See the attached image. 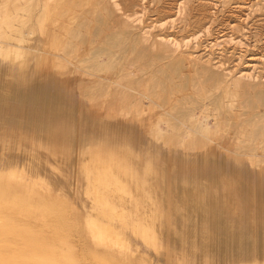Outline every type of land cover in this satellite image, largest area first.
Masks as SVG:
<instances>
[{
    "label": "rangeland",
    "instance_id": "obj_1",
    "mask_svg": "<svg viewBox=\"0 0 264 264\" xmlns=\"http://www.w3.org/2000/svg\"><path fill=\"white\" fill-rule=\"evenodd\" d=\"M39 1V6L30 8L32 0H7L10 20L5 21L7 24L0 21L1 174L10 178L8 182L17 180L11 174L19 172L23 155L28 154L33 160L30 163L37 164L32 168L36 173L56 178L50 192L64 213L60 221L67 235L82 243L88 227L82 228L78 217L88 193L81 181L71 180V173L73 157L90 140L101 149L121 143L132 161L163 165L168 176L180 172L191 178L236 171L243 219L235 224L238 230L233 226L237 237L231 241L229 264H263L264 148L252 128L264 118V103H251L253 87L260 83L249 75L262 76L264 81V27L258 33L253 27L264 21V0L159 2L165 7L193 8L192 14L206 2L215 4L217 18L211 29L197 34L198 44L190 43L188 50L193 54L201 53L199 46L212 37H227L237 18H246L244 29L227 44L228 65L236 73L234 77L240 78L239 85H232L230 75L220 83L206 85L201 69L191 72L190 66L184 75L174 74L169 58H160L146 47L151 36L136 42L132 31L124 46L112 45L109 37L122 28L124 15L118 11L107 16L104 1ZM4 5L0 0V14ZM188 10L186 22L173 17L172 36L183 38L191 33L193 17ZM180 105L188 109V122L175 113L174 108ZM54 135L56 151L50 144ZM193 137L200 140L201 147L187 149L181 145ZM22 165L27 171L28 164ZM217 184L210 210L224 213L227 196ZM139 193L125 199L123 224L110 226L111 235L100 237L96 246L101 252L99 264H173V255L165 258L159 251V232L154 220L142 210ZM9 201V196L0 194V223L34 222L42 216L44 202L28 204L23 197L16 204L18 215L3 216ZM212 217L214 220L216 215ZM228 219L229 223L236 221V216L229 213ZM205 230L202 234L207 233ZM186 231L188 238L195 233L189 228ZM221 233L219 241L224 238V231ZM17 240L16 234L0 233V264H12ZM165 247L168 251L170 246ZM195 253L193 247L187 264H218L196 261Z\"/></svg>",
    "mask_w": 264,
    "mask_h": 264
},
{
    "label": "bare ground",
    "instance_id": "obj_2",
    "mask_svg": "<svg viewBox=\"0 0 264 264\" xmlns=\"http://www.w3.org/2000/svg\"><path fill=\"white\" fill-rule=\"evenodd\" d=\"M3 1L5 5L0 14V21L6 23L10 20V12L9 6L6 4L7 0ZM100 1H104L102 8L107 16H112L118 11H121L122 15H124L121 21L122 28L113 31L109 37V42L112 45L124 46L128 34L132 31H134L133 37L136 42L147 41L151 36V40L146 47L160 58H169L170 69L174 74L182 76L185 74L186 67L190 66L189 71L191 72L196 71L198 68L201 69L200 72L206 85L212 82L220 83L228 75L231 76L232 85H239L241 83L240 78L234 77L236 73L232 71L231 65H228L229 54L227 53L230 52L227 44L234 40V34L236 32L244 29L246 24L245 17L237 18L238 21H235L231 25L227 37L220 39L219 36H214L210 40L208 39L209 43L204 46H199L201 53L193 54L188 50L190 43L191 45L194 43L198 44L197 34L203 32V30L208 31L211 23L217 18L215 4L206 2L192 14L193 8L189 7L188 10L184 5H173V7L172 4L165 7L159 3L160 0ZM39 4H41L39 0H32L31 5L29 4L28 6L32 8L39 6ZM151 8L153 11L150 10ZM187 10L191 12L189 16L193 17L191 33L183 38L172 36L173 34L169 33V30L174 26L173 17L177 15L181 18V21L186 22L188 15L185 12ZM253 27L255 32L258 33L257 31L264 27V21L261 20L254 23ZM167 45L173 48L171 49ZM184 54L185 57L183 56ZM249 76L257 77L259 80L257 83H260L255 84L257 86L253 87L250 99L252 101L251 103L253 105H262L264 103V81L261 80L262 76L252 74ZM174 110L180 120L184 122L190 120L186 106H176ZM253 133L260 136L262 148H264V118H260L253 126ZM52 138H50V144H54L53 147H55L56 151L58 147L54 143L56 136L54 135ZM165 140L169 139L165 138ZM181 145L187 149H197L202 146V143L193 137L181 141ZM130 156L121 143H115L114 146L101 149L90 140L73 157L71 180L78 179L79 182L81 181L88 193L84 201L81 216L78 217L81 227H88L87 239L82 243L75 241L76 237L73 235L72 237L74 239L72 240L71 235H67L60 221V217L64 213L60 209L59 200H55V195L53 194V197L50 192L54 184L53 179L56 178L36 173V170L32 168L37 167V164L33 165V163H30L32 159L30 158V160L28 158V154L26 156L23 155L24 161L22 160L24 164H28L26 166L29 167L28 170H22L24 167L21 162L19 172L15 170L17 174L13 171L10 172H13L11 177H18L17 180L8 182L10 178L7 176V178L4 177L0 172V194H4L10 198L9 204L7 203L8 206L2 211L3 216L18 215L16 210H19V207L16 204L20 197H23L28 204H36L40 201L44 202L41 209L43 210L42 216L34 222L23 221L20 223L12 221L11 223H0V233L7 235L16 234L18 236L15 246L17 255L12 259L11 263L99 264L98 257L101 252L96 250V246L99 243L100 237L104 234L107 236L111 235L110 226H121L123 224L120 220L125 213V198L134 193L135 190H139L143 194L146 206L150 207L146 210L145 214L149 215L159 228V251L161 255L165 258L173 255V264H187L189 253L193 247H190L189 252L185 246L174 247L175 241L179 244L181 240L185 241L186 237L171 222L169 224V232L172 244H170L168 251H165L164 233L167 225V214L168 212L172 213L171 210H163L161 202L159 201L163 190V181L168 179L165 169L157 165L148 166L135 159L132 161ZM16 162H18V159H16ZM13 167L11 169H16V167ZM5 171L7 170L5 169ZM6 174L9 175V173ZM215 181H218L217 183L227 193V188L230 187L228 179L221 177L218 180L215 179ZM206 183H210V179H207ZM178 192V210L180 211L178 215L181 224H184L190 219L192 220L193 214L198 213V210H202L203 205L198 192L195 193L193 190L186 189L183 186ZM240 204L241 202L237 198H227L228 210H240ZM172 206L173 203L170 202L169 207ZM173 215L174 213L170 216L172 217ZM234 236H237V232ZM205 238L206 236L202 237V239Z\"/></svg>",
    "mask_w": 264,
    "mask_h": 264
},
{
    "label": "crops",
    "instance_id": "obj_3",
    "mask_svg": "<svg viewBox=\"0 0 264 264\" xmlns=\"http://www.w3.org/2000/svg\"><path fill=\"white\" fill-rule=\"evenodd\" d=\"M166 176L168 177V179L163 181V190L159 201L161 202L163 210H171V212L174 213V215L171 217L170 215L172 213L168 212L167 214V225L164 233V245L170 246V244H172L171 236L169 232V226H170L169 224L171 222L175 227L178 228L179 232L184 233L186 237L185 241L181 240L179 244H177V246L178 247L185 246L186 248L195 247L196 253L194 258L196 261H199L201 263L208 262V263H218V264L221 263L229 264L231 262L229 258L230 250H231L230 246H233L231 245L232 243L231 241H234V239L237 237L234 236L236 232H233L234 230L233 226L238 230L237 225L239 224V221L243 219V217L241 218L240 216L241 210H228L227 207L225 212L221 213L219 212V210H212V209L210 210V203H211L212 195L214 194L213 192L214 190H216V184L218 182L215 181V179L218 180V178L221 177L223 178L226 177V179H228V181L230 182V187L227 188V193L224 191L223 187L220 186L222 191L225 192L227 198H231V199L237 198L240 200V191H239L240 176L238 175V173L236 171H231L230 174L221 173V175L216 174L210 176L204 174L197 177L188 178V177H184L180 172H173L171 176H168L167 174ZM207 179H210V183H206ZM182 186L185 187L186 189L193 190L195 193L198 192L201 199V203L203 205L202 210H198V213H194L192 216V220L190 219L187 223L184 224H181L178 215V213L180 212L178 210V204H179L178 191L180 188H182ZM135 193H139L138 190H135L134 193H132L131 195ZM139 194L142 198L141 200L142 210H148L150 207L146 206V202L143 198L142 192H140ZM170 202L173 203L172 207H169ZM124 208L125 210H127L126 204ZM228 212L236 216V221H233L234 223L232 221L229 223ZM213 215H216V218L214 220H212ZM222 215L224 216L223 224H221ZM200 221L202 222L205 221L204 225H202ZM155 227H157L156 223H155ZM187 228L193 231L195 230V233L193 232L194 235L192 237L189 236L188 238V234L186 231ZM204 228L206 229L205 231H207V233L202 234ZM156 229L159 232V228L157 227ZM222 230L224 231V238H221L220 239L221 242H220L219 237L222 234L221 232H223ZM203 236H206V238L202 239Z\"/></svg>",
    "mask_w": 264,
    "mask_h": 264
}]
</instances>
